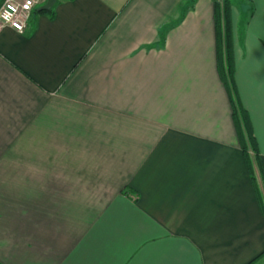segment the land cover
Segmentation results:
<instances>
[{
    "label": "crops",
    "instance_id": "1",
    "mask_svg": "<svg viewBox=\"0 0 264 264\" xmlns=\"http://www.w3.org/2000/svg\"><path fill=\"white\" fill-rule=\"evenodd\" d=\"M46 3L0 33V264H264L232 103L264 175V0L232 3L234 94L215 0Z\"/></svg>",
    "mask_w": 264,
    "mask_h": 264
},
{
    "label": "trees",
    "instance_id": "2",
    "mask_svg": "<svg viewBox=\"0 0 264 264\" xmlns=\"http://www.w3.org/2000/svg\"><path fill=\"white\" fill-rule=\"evenodd\" d=\"M58 1H70V0H58ZM215 9V25L217 36V62L219 72L227 86V89L234 94V74H235V59L233 53V27H232V6L226 1L224 7H220L216 3ZM232 97V96H231ZM233 103V119L237 128L239 140L244 153L248 156L250 152L253 154L252 159L249 158L250 169L252 172V180L257 185V180L260 179L261 185L264 189V175L262 173V167L260 162V152L251 122L248 118L247 112L241 105L236 103L234 97H232ZM255 162L259 176L256 175L254 165ZM257 192L260 196V191L257 186Z\"/></svg>",
    "mask_w": 264,
    "mask_h": 264
},
{
    "label": "built area",
    "instance_id": "3",
    "mask_svg": "<svg viewBox=\"0 0 264 264\" xmlns=\"http://www.w3.org/2000/svg\"><path fill=\"white\" fill-rule=\"evenodd\" d=\"M43 0H5L0 9V33L11 28L23 34L27 28L33 10Z\"/></svg>",
    "mask_w": 264,
    "mask_h": 264
},
{
    "label": "rangeland",
    "instance_id": "4",
    "mask_svg": "<svg viewBox=\"0 0 264 264\" xmlns=\"http://www.w3.org/2000/svg\"><path fill=\"white\" fill-rule=\"evenodd\" d=\"M215 1L217 4L220 5L221 8L224 7V2L228 1L231 4V6L233 3V5H235L238 9H242L243 0H215Z\"/></svg>",
    "mask_w": 264,
    "mask_h": 264
},
{
    "label": "water",
    "instance_id": "5",
    "mask_svg": "<svg viewBox=\"0 0 264 264\" xmlns=\"http://www.w3.org/2000/svg\"><path fill=\"white\" fill-rule=\"evenodd\" d=\"M56 3H57V0H47V3L44 6H42L39 9V11L40 12H50L53 9V7L56 5Z\"/></svg>",
    "mask_w": 264,
    "mask_h": 264
}]
</instances>
